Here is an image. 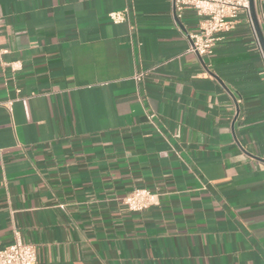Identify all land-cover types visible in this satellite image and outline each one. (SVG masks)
Masks as SVG:
<instances>
[{"label":"crops","instance_id":"0c3cea01","mask_svg":"<svg viewBox=\"0 0 264 264\" xmlns=\"http://www.w3.org/2000/svg\"><path fill=\"white\" fill-rule=\"evenodd\" d=\"M179 21L172 0H0V249L15 227L37 264H264V60L242 13L204 55ZM135 187L158 204L129 210Z\"/></svg>","mask_w":264,"mask_h":264},{"label":"built area","instance_id":"2783aa9c","mask_svg":"<svg viewBox=\"0 0 264 264\" xmlns=\"http://www.w3.org/2000/svg\"><path fill=\"white\" fill-rule=\"evenodd\" d=\"M175 16L180 20L186 10H193L199 21L194 30L187 31L184 36L189 44L187 51L196 52L199 55L209 54L213 46L219 41L221 34L232 29L238 22L242 13L247 20L264 60L249 11V0H172ZM124 10H116L108 13L113 22L124 19ZM258 21L259 16L257 15ZM6 52L0 45V59ZM146 71H138L134 74L136 80H140ZM151 121L152 115H148ZM120 201L132 211H141L152 205L158 204L157 192L145 187H135L120 198ZM12 241L0 249V264H37L36 249L33 244L21 240L17 228H12Z\"/></svg>","mask_w":264,"mask_h":264},{"label":"water","instance_id":"95a60500","mask_svg":"<svg viewBox=\"0 0 264 264\" xmlns=\"http://www.w3.org/2000/svg\"><path fill=\"white\" fill-rule=\"evenodd\" d=\"M249 11H250L251 20H252V23H253V26H254L260 47H261L263 55H264V37H263L262 31L260 29L259 22H258V19L256 16L255 7H254V0H249ZM173 14H174V18H175L176 22H178L181 25L179 19L175 16L174 11H173ZM216 78H217V76H216ZM217 79L221 82V80L219 78H217Z\"/></svg>","mask_w":264,"mask_h":264}]
</instances>
